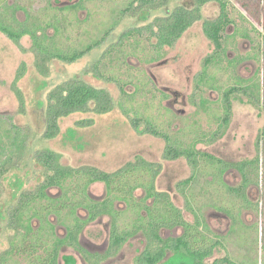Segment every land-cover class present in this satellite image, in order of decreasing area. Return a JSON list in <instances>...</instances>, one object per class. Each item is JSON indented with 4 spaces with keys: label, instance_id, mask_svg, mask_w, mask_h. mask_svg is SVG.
<instances>
[{
    "label": "rangeland",
    "instance_id": "obj_1",
    "mask_svg": "<svg viewBox=\"0 0 264 264\" xmlns=\"http://www.w3.org/2000/svg\"><path fill=\"white\" fill-rule=\"evenodd\" d=\"M130 5L132 11L127 10ZM143 5L142 0H0L1 21L25 26L38 36L46 33L49 48L66 54L83 51L88 46L94 48L75 63L54 59L48 77H44L36 69L32 37L23 38L18 45L0 31L2 145L7 151L11 149V131L18 129L31 136L28 143L31 153L42 147L51 148L62 155V163L67 166H93L112 173L139 157L155 163L160 166L156 190L167 193L188 222L200 220L212 232L209 236L215 235L220 241L208 264L225 258L239 264H264V175L256 182V175L251 172L253 182L244 190L246 201L230 202L234 215L239 214L236 218L218 209L230 197L214 175L219 172L214 164L221 161L228 168L223 177L225 184L229 188H242L244 181L236 166L257 158L264 173V0H228L230 24L222 33L221 50L204 33L206 21L215 22L222 16L220 5L213 2L202 8V20L171 48L159 49L150 34L126 40L120 46L122 35L130 29L167 16L163 6L143 23L140 11ZM192 5L190 0H172L168 8ZM102 57L103 78H97L89 73ZM74 77L107 89L118 107L101 116L74 114L60 122L62 132L56 140H43L41 104L57 85ZM231 88L236 91L231 96L229 122L225 123L223 96ZM15 90L23 95L24 109ZM91 119L95 121L91 127H77V122ZM135 119L140 122L139 132L133 124ZM147 121L162 135H168L174 147L196 152L197 167L187 157L166 160L165 139L140 133L148 126ZM203 154L213 156L216 161ZM5 157L2 155L1 160ZM36 171L39 173L40 168ZM38 173L22 167L0 182V257L9 249V237L13 234L7 229V212L19 199L18 194L14 196L15 178L19 176L25 183V191L32 190L39 180ZM191 178L189 185H179ZM90 193L96 200L105 199L106 186L95 184ZM51 194L58 196L60 192L53 189ZM135 196L144 197V189L137 190ZM116 210L122 213L121 230L131 228L136 216L125 204H116ZM79 214L86 215L83 210ZM111 222L105 216L88 225L81 235L82 245L92 253L105 254ZM65 228L58 226L60 236L66 235ZM182 233L180 228L161 231L164 238ZM146 243L143 233H139L115 257L101 264H137ZM174 261L177 262L173 254H169L161 264ZM9 264L26 262L19 258ZM60 264L91 263L69 248L63 251Z\"/></svg>",
    "mask_w": 264,
    "mask_h": 264
},
{
    "label": "trees",
    "instance_id": "obj_2",
    "mask_svg": "<svg viewBox=\"0 0 264 264\" xmlns=\"http://www.w3.org/2000/svg\"><path fill=\"white\" fill-rule=\"evenodd\" d=\"M192 7H178L167 12V16L157 18L153 23L144 27H134L121 37L120 46L130 39L142 37L150 34L157 41V47L164 49L173 47L194 24L202 20V8L209 3L219 4L222 9L220 20L215 22L206 21L204 23V33L206 37L215 44L218 50L223 48L222 33L230 20L227 14L228 0H191ZM143 6L140 11L144 18L141 20L146 23L153 10L162 8L158 0H142ZM127 10L132 11L130 5ZM141 22V23H142ZM0 29L4 31L12 40L20 42L25 34H32L28 29L15 31L12 26L0 21ZM149 35V36H150ZM93 46H88L83 51L66 54L59 49L54 50L46 45L43 38H34V50L36 53V66L44 77L49 75V65L54 59L65 63H74L83 58ZM112 54L111 52H109ZM102 58L96 60L89 74H94L97 78H103L101 72ZM232 63V62H229ZM86 73V72H85ZM202 81L205 80L203 75ZM17 96L24 102L20 91L15 90ZM236 88H231L224 93L223 102L225 117L223 121L229 122L231 116V96ZM121 92L125 89L122 87ZM118 107V103L111 93L104 88H97L81 77L69 79L48 95L46 103L41 104L44 113V135L43 140H55L61 134L60 122L74 114L106 115L113 112ZM94 124V120H83L77 122V127L88 128ZM134 127H138V119L133 121ZM148 124V121H147ZM147 133L155 136L164 137L170 142L168 135L163 134L155 128L152 123L148 124ZM264 138V130H263ZM11 149L2 145L0 136V182L12 171L20 170L22 167L31 168L35 175L37 167L40 168L37 184L32 190H24L23 181L16 176V193L19 195L18 203L7 212V229L13 234L9 237V249L0 257V264H9L16 259H24L26 264H59L60 253L64 246L74 248L84 257L89 259L87 253L79 244V235L85 227L103 216L112 218V229L110 234V245L106 257L116 255L122 246L132 237L143 233L147 241L146 249L137 259V264H159L167 257L168 253L181 255L189 258L191 264H206V259L212 257L213 249L218 244H214L211 232L199 230L197 226L187 223L181 211L173 204L167 193H160L156 190L155 183L160 173V166L147 162L142 158H136L119 170L109 173L99 170L93 166L72 167L62 163V155L50 148L42 147L29 151L28 143L31 136L21 130L11 131ZM262 138V139H263ZM260 143V141H259ZM263 144V141H262ZM8 152V153H7ZM4 153V154H3ZM31 153V154H30ZM2 155L5 159L1 160ZM205 157L215 162L213 156ZM197 153L193 150H179L171 143L167 145L165 157L169 160H177L187 157L194 168L197 167ZM217 162L219 172L214 175L219 178V184L228 192L225 203L218 207L219 210L230 215H234L233 208L230 206L232 201H246L245 188L253 182L252 173L256 175V182L263 177V165L261 160L237 165L238 172L244 181L242 188H229L223 177L227 172V166ZM31 171V170H27ZM145 176V178H143ZM37 178V176H36ZM193 178L181 182L179 185H189ZM104 184L107 195L105 199L96 200L90 193V188L95 184ZM57 189L60 194L54 196L51 190ZM139 189H144L145 196L136 198L135 193ZM242 189V190H241ZM151 201V202H150ZM248 202V201H247ZM116 204H125L130 212L136 216L131 228L121 230L119 219L122 213L116 210ZM257 212L260 211V208ZM69 210V213L66 211ZM83 210L86 215L79 214ZM261 212V211H260ZM239 214H236L235 218ZM60 224L66 226L68 235L60 239L56 233V227L52 218ZM70 221V222H69ZM69 222V223H68ZM238 222V219H237ZM182 227L185 233L179 238L165 239L161 231L172 230ZM264 235V234H263ZM264 239V236H262ZM174 263V262H173ZM175 264V263H174ZM213 264H238L228 258L217 260ZM244 264V263H243Z\"/></svg>",
    "mask_w": 264,
    "mask_h": 264
},
{
    "label": "flooded vegetation",
    "instance_id": "obj_3",
    "mask_svg": "<svg viewBox=\"0 0 264 264\" xmlns=\"http://www.w3.org/2000/svg\"><path fill=\"white\" fill-rule=\"evenodd\" d=\"M145 1H151V0H145ZM191 1V0H190ZM171 2H172V0H158V3H160L161 4V6H164V7H166V9H167V12H169L170 10H169V8H168V6H170V4H171ZM207 5V4H206ZM66 8H70V7H66ZM178 8V7H177ZM15 11V9H13V12ZM154 11V10H153ZM152 11V12H153ZM172 11V10H171ZM166 12V13H167ZM1 21V20H0ZM4 22V21H3ZM4 23H6V22H4ZM7 24V26H12V28L15 30V31H21V30H23V29H28V30H30V31H32L33 33L32 34H25V35H23V37L21 38V40L23 39V38H25V37H27V36H29V37H32V39H33V50H34V38H43L44 39V41H46V39H47V36H46V33H44V34H42L41 36H38V34L34 31V30H31V29H29V28H27V27H16V25H14L13 26V24H8V23H6ZM0 31L2 32V33H4V31H2L1 29H0ZM188 31V30H187ZM11 41H13V42H15L14 40H12L6 33H4ZM21 40H20V42H21ZM20 42H15L16 44H20ZM169 48V47H168ZM94 49V48H93ZM92 49V50H93ZM91 50V51H92ZM35 51V50H34ZM90 51V52H91ZM90 52H88V53H90ZM87 53V54H88ZM86 54V55H87ZM85 55V56H86ZM84 56V57H85ZM83 57V58H84ZM82 59V58H81ZM81 59H79V60H81ZM78 60V61H79ZM54 62V61H53ZM52 62V63H53ZM77 62V61H76ZM51 63V64H52ZM65 63V62H64ZM75 63V62H74ZM71 64V63H70ZM36 69H37V71H38V68H37V66H36ZM39 72V71H38ZM46 77H48V76H46ZM74 78H76V77H74ZM73 79V78H72ZM67 81V80H66ZM65 82V81H64ZM60 85V84H59ZM58 86V85H57ZM56 86V87H57ZM55 87V88H56ZM54 88V89H55ZM50 94V93H49ZM48 94V95H49ZM21 96H22V99H23V95H22V93H21ZM47 98H48V96H47ZM47 98H46V101H47ZM20 99V98H19ZM46 101L44 102V103H46ZM24 107H25V104H24V106H21V109H24ZM97 116H99V115H97ZM101 116V115H100ZM94 123H95V121H94ZM94 125V124H93ZM61 127V126H60ZM79 128V127H78ZM140 125L138 126V127H135V130L137 131V132H139L140 130ZM147 129H148V127H145V129L144 130H142L140 133L142 134V135H151V136H154V137H157V138H164V137H160V136H155V135H153V134H150V133H147L146 131H147ZM62 132V131H61ZM61 135V134H60ZM59 135V136H60ZM58 136V137H59ZM165 139V138H164ZM163 139V140H164ZM56 140V139H55ZM47 141V140H46ZM48 141H53V140H48ZM166 141V140H165ZM166 144L168 145V144H170V142H167L166 141ZM167 147V146H166ZM166 147H165V150H166ZM51 149V148H50ZM53 150V149H52ZM55 151V150H54ZM164 157H165V151H164ZM182 158V157H181ZM165 159H166V157H165ZM180 159V158H179ZM166 160H169V159H166ZM178 160V159H177ZM170 161V160H169ZM172 161V160H171ZM174 161V160H173ZM226 175V174H225ZM225 175H224V178H225ZM160 193H162V192H160ZM14 196H15V198L17 197V193L15 192V194H14ZM180 210V209H179ZM181 211V210H180ZM181 213H182V216H183V219L187 222V223H190V222H188L187 220H186V218H185V214L181 211ZM2 216V215H1ZM103 217H105V216H103ZM110 217V216H109ZM102 218V217H101ZM101 218H99V219H101ZM111 218V217H110ZM99 219H97L96 221H98ZM112 219V218H111ZM53 221V220H52ZM96 221H94V222H92V223H90V224H88V225H91V224H93V223H95ZM198 222H200V220L198 221ZM198 222H194V223H190V224H192V225H194V226H197L198 224ZM53 224L55 225V229H56V233H57V236L60 238V239H63V238H65L67 235H68V231H67V228H65L66 229V235L65 236H60L59 234H58V226L59 225H62V226H64L63 224H60L56 219H55V221H53ZM87 225V226H88ZM86 226V227H87ZM111 226H112V224H111ZM66 227V226H65ZM86 227H85V229H86ZM206 227H207V229H208V231H210V229H209V227L208 226H206L203 222H202V224H200L199 225V230H206ZM182 229L183 230V233L180 235V236H176V237H168V238H172V239H174V238H179V237H182L183 235H184V233H185V230L182 228V227H176V228H174V229H172V230H168L167 229V231H175V230H177V229ZM85 229L80 233V235H79V238H78V240H79V244L81 245V247L87 252V253H89L90 255V257H89V259H87V257H84L80 252H78L77 250H75L74 248H72V247H69L68 245H66V246H64L63 247V249H62V251H61V253H60V258H59V264H60V260H61V256H62V253H63V251L65 250V249H69V248H72L74 251H76L78 254H80L86 261H88L89 263H91V264H101V262L102 261H105V260H108V259H110L111 257H115L121 250H122V248L131 240V239H133L134 237H132V238H130L123 246H122V248L120 249V251L116 254V255H114V256H111V257H106V253L108 252V250H107V252L105 253V254H102V255H99V254H97V253H92L91 251H89L87 248H85L83 245H82V242H81V235L83 234V232L85 231ZM111 229H112V227H111ZM164 230V229H163ZM206 233H207V230H206ZM211 234H212V232H211ZM209 236V235H208ZM210 237V236H209ZM212 237V239H213V242H214V244L216 243H218L215 247H214V249H213V255H212V257H210V258H207L206 259V264H208L207 263V260H209V259H211V258H213V256H214V251H215V249L220 245V241L219 240H216V237H215V235L214 236H211ZM168 238H165V239H168ZM109 245H110V240H109ZM146 247H147V243H146V246H145V248H144V250L146 249ZM143 250V251H144ZM142 251V252H143ZM141 252V253H142ZM169 254H173V253H171V252H169L168 253V255H167V257L165 258V260L168 258V256H169ZM141 255V254H140ZM139 255V256H140ZM138 256V257H139ZM138 257H137V259H138ZM173 258H175L176 260H177V262L176 261H174V263L175 264H191V261L189 260V258H185V257H183V256H181V255H177V254H173ZM137 259H136V262H137ZM229 260H232V259H230V258H228ZM165 260H163V261H165ZM219 260H223V259H219ZM163 261L161 262V263H163ZM215 261H217V260H215ZM214 261V262H215ZM233 261V260H232ZM213 262V263H214ZM235 262V261H234ZM161 263H159V264H161ZM212 263V264H213ZM243 263V262H242ZM239 264V263H238ZM244 264H246V263H244Z\"/></svg>",
    "mask_w": 264,
    "mask_h": 264
}]
</instances>
